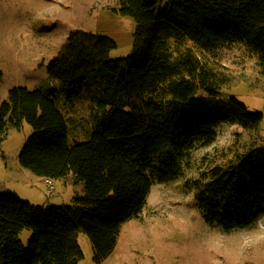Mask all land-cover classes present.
<instances>
[{
    "label": "trees",
    "instance_id": "obj_1",
    "mask_svg": "<svg viewBox=\"0 0 264 264\" xmlns=\"http://www.w3.org/2000/svg\"><path fill=\"white\" fill-rule=\"evenodd\" d=\"M159 3L118 0L113 8L136 22L128 57H110L116 47L110 37L74 30L48 62L46 82L12 87L0 101V144L9 128L32 127L21 167L52 179L72 173L84 184L72 205H34L14 191L0 192V264H79V231L92 244L93 263L101 264L122 226L142 212L151 186L182 176L190 151L214 142L220 124L259 127L261 111L234 95L216 96L228 81L199 53L238 42L264 75V0ZM82 94L93 103L91 128L86 139L70 143L57 97L67 107ZM209 173L195 194L207 224L230 230L264 214V145L248 146Z\"/></svg>",
    "mask_w": 264,
    "mask_h": 264
},
{
    "label": "rangeland",
    "instance_id": "obj_2",
    "mask_svg": "<svg viewBox=\"0 0 264 264\" xmlns=\"http://www.w3.org/2000/svg\"><path fill=\"white\" fill-rule=\"evenodd\" d=\"M166 3L159 4L163 8ZM117 7L118 0H0V101L7 99L12 87L33 89L46 82L48 62L74 30L113 39L111 58L131 55L136 22L132 16L115 13ZM199 58L228 81L217 97L234 95L250 111L263 113L264 103L256 104L253 93L264 95V75L256 57L242 44L222 43L199 53ZM72 102L67 108L63 95L57 97L68 117L70 143L86 139L93 105L85 94ZM261 127L262 135L259 127L242 128L232 121L220 124L214 142L190 151L182 176L151 186L142 212L122 226L113 255L102 264H264V214L247 227L224 230L203 220L195 198L212 167L226 165L250 145H264V121ZM31 133L26 122L20 129L7 130L0 144V192L15 191L34 205H72L74 196L84 194L83 182L72 173L53 180L55 193L50 196L43 177L40 182V176L20 166L18 156ZM29 234L28 229L22 231L24 243ZM77 241L83 251L79 264H94L87 235L79 231Z\"/></svg>",
    "mask_w": 264,
    "mask_h": 264
},
{
    "label": "crops",
    "instance_id": "obj_3",
    "mask_svg": "<svg viewBox=\"0 0 264 264\" xmlns=\"http://www.w3.org/2000/svg\"><path fill=\"white\" fill-rule=\"evenodd\" d=\"M253 96H254V98L256 99V101H255V103L256 104H262V103H264V95L263 94H260V93H253ZM73 105V104H72ZM71 106V105H70ZM263 110V109H262ZM263 121H264V111H263V119H262V122L260 123V125H259V130H260V134L262 135V128L263 127H261V125H263ZM264 136V135H263ZM74 139H76L75 137H74ZM20 169V168H19ZM42 181V177H40V182ZM37 183H39V181H37ZM15 192V191H14ZM17 193V192H16ZM18 194V193H17ZM27 200V199H26ZM57 205V204H56ZM114 251H115V248H114V250H113V252L106 258V259H108L109 257H111V255H113V253H114ZM105 259V260H106ZM104 260V261H105ZM102 262V263H105V262ZM101 263V264H102Z\"/></svg>",
    "mask_w": 264,
    "mask_h": 264
},
{
    "label": "built area",
    "instance_id": "obj_4",
    "mask_svg": "<svg viewBox=\"0 0 264 264\" xmlns=\"http://www.w3.org/2000/svg\"><path fill=\"white\" fill-rule=\"evenodd\" d=\"M54 179L49 177H43V183L46 187V192L48 195H53L55 193Z\"/></svg>",
    "mask_w": 264,
    "mask_h": 264
}]
</instances>
